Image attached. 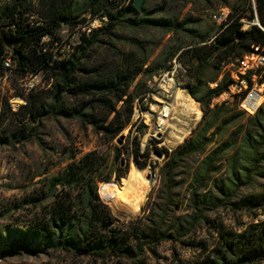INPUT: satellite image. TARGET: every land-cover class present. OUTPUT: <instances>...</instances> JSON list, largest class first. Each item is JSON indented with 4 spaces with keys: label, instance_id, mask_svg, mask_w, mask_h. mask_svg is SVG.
Listing matches in <instances>:
<instances>
[{
    "label": "rangeland",
    "instance_id": "374dc122",
    "mask_svg": "<svg viewBox=\"0 0 264 264\" xmlns=\"http://www.w3.org/2000/svg\"><path fill=\"white\" fill-rule=\"evenodd\" d=\"M53 1L0 0V13L6 7L22 3L18 10L24 11V17L37 21L43 19ZM132 1L128 0L124 9ZM82 4H77L76 9L83 8ZM234 7L239 9V14L250 15L251 9L256 14V0H145L146 23L119 24L116 36L105 37V43L93 46L89 57L82 60L87 68L95 66L116 50L134 53L137 61L142 62V72L129 84L122 101L109 97L115 111L93 103L91 97L72 94L63 95L60 109L54 110L58 82L51 71L40 73L36 90L30 92L18 72L0 66V264H197L207 258L215 259L216 250H225L226 232L240 234L252 224L264 223V208L247 210L235 205L251 195H264V164L252 184L241 185L234 196L223 198L219 184L214 185L230 177L228 159L234 153H238L241 173L247 163L248 153L238 149L240 138L252 129L250 118L258 111L253 115H238L241 110L237 98L213 100L212 107L228 104L230 113L225 119L230 116L234 119L225 125L222 134H208L213 142L202 153L182 158L171 173L172 186L168 184L172 154L192 138L204 114L200 103L188 93L195 87L190 88L199 63L197 55L222 32L223 23L216 21L214 15L222 9L233 13ZM68 15L63 12L58 20L63 21ZM91 15L88 9L72 18L87 19ZM162 20L188 21L186 30L190 32L177 33L156 22L149 23ZM242 23L245 31L253 25L261 27L256 16L254 20L244 18ZM191 31L208 35V41L201 42L197 33ZM175 61L181 62L183 69L177 77L174 95L164 99L158 95L157 83ZM235 61L224 62L220 69L210 65L197 96L207 88H216L221 79L230 76ZM150 70L156 72L151 74ZM89 75L81 72L77 77L86 80ZM213 78L217 81L209 82ZM31 94L37 107L34 116L31 108L23 107ZM158 100L172 105L165 126L159 130L154 127L162 108ZM83 104L88 107V115L96 116L97 125L67 114L68 109ZM129 109H132L130 123L120 134L114 137L113 132L104 130L110 125L113 130L123 125ZM231 140L239 141L236 149L218 156L212 164L211 179L197 185L194 176L202 161ZM88 155L97 160L94 167L97 192L93 203L98 205L102 216L112 217V230L125 239L128 244L125 247L132 251L129 258L110 253L79 254L52 246L37 248L34 243L20 241L24 240V232L37 222L50 223L54 218L59 222L60 216L69 215L80 234V229H85L86 188L80 189L65 176L70 166ZM205 195L213 197V201L197 209L195 198ZM97 223L95 220L94 225ZM158 231L167 238L160 235L157 238ZM17 241L23 244L14 243ZM253 264H264V259Z\"/></svg>",
    "mask_w": 264,
    "mask_h": 264
},
{
    "label": "trees",
    "instance_id": "16d2710c",
    "mask_svg": "<svg viewBox=\"0 0 264 264\" xmlns=\"http://www.w3.org/2000/svg\"><path fill=\"white\" fill-rule=\"evenodd\" d=\"M81 2H83L84 9L79 8L77 10L76 5ZM133 3L134 0L124 9V6L120 7V2L115 0H54L43 19L37 21L24 17V11L18 10L22 3L6 7L0 13V66L5 68L4 62L8 58H12L14 65L12 70L18 72L22 77L31 73L40 74L51 71L58 82L53 97L54 110L60 109L63 95L72 94L91 97L93 103L102 104L104 107L115 111L109 97L114 96L117 101H122L127 94L129 84L142 72V62L137 61L134 53H120L116 50L95 66L92 65L87 68L85 64H82V60L89 57L88 54L93 46L105 43V37L116 36L115 32L119 24L127 22L138 26L146 23L147 10L143 8L142 11H138ZM88 9L91 10L92 15L104 13L108 17L107 24L102 30L95 31L89 38L83 37L82 43L67 58L63 60L56 59L55 53L51 49L53 42L43 43V38L48 36L52 39L57 38L63 26L74 28L75 25L85 19L74 20L72 17L74 15L79 16V13L81 14ZM233 10L234 12L230 13L226 23L228 25L225 26L216 41L212 45H204L197 55L199 63L193 75V86L190 88L194 85L195 87L202 85L203 75L210 65L213 68L220 69L224 62L230 63L251 53L253 47H264V0H256V14L252 9L250 15L239 14V9L235 7ZM63 12L69 15L63 21H59L58 19L62 18ZM255 16L258 18L261 27L253 25L250 30H243L242 20L244 18L254 20ZM151 22H156L177 33L181 31L190 32V30H186L188 21L179 23L177 21L162 20L150 21L149 23ZM191 33L196 34L197 32L191 31ZM196 36L203 43H206L209 37L200 32ZM9 42H11L10 47H8ZM136 44L141 47L145 46L140 41H136ZM118 58L120 59L119 62L116 61ZM154 70L149 72L154 74L156 72ZM81 72L90 73L89 78L79 80L77 74H81ZM230 76L221 79L216 88H207L204 94L196 96V100L200 103L204 114L197 128L192 132V138L178 147L171 156V161L168 164V171L170 172L168 176L169 186H172L171 173L182 158L202 153L213 142L212 137H208V134L210 133L211 136L222 134L225 125L230 124L234 119V116L225 119L226 114L230 113L228 104L223 103L212 107L213 100L228 91L232 82ZM261 80L264 81V77ZM215 81H217L215 78L209 80V82ZM27 106L28 109L31 108L32 115H36L35 110L37 107L33 101V94L30 95L27 105H23V107ZM87 109L86 104H83L76 109H68L67 114L97 125L96 116L93 114L88 115L86 113ZM40 112H37L38 116L41 115ZM238 115L246 114L240 111ZM131 117L132 109H129L127 120L123 125L118 126L115 130L111 127L113 125H110L105 127L104 130L113 132L115 137L130 123ZM250 119L252 129L246 131L240 138V147L238 148L248 153V157H245L247 163L242 168L243 172L241 173L238 170V153H234L228 159L230 177L221 179L214 184L215 186L219 184L218 188L223 192V198L234 196L241 185L252 184L253 177L258 173L261 164H264V103L256 115ZM238 142L231 140L223 143L219 149L207 156L194 176L195 183L198 185L209 181L211 179L210 175L214 171L212 164L215 159L235 150ZM96 166L97 160L93 155H88L80 163L70 166L65 176L67 181L74 182L80 189L86 188L87 196L85 198L88 201L85 211L87 212V219L84 221L85 229H80L81 234L77 229V224L75 222L73 224L71 218L67 215L68 217L60 216V223L55 218L50 223L37 222L31 228H28L27 232H24V240L20 239V241L26 242L24 244L34 243L37 248L52 246L79 254L87 253L102 256L105 253H110L129 258L132 251L130 248L125 247L128 245L125 239L120 237L118 232L112 230V217L110 215L102 216L98 205L93 203L96 200L97 192L95 181L98 177H94L96 172L94 167ZM212 201L213 197L211 199L209 195H205L201 199L195 198L194 204L197 209H203L208 202ZM220 201L224 203L222 199ZM235 205L238 208L247 210H252L257 206V209H263L264 195H251L239 200ZM95 220L98 225H94ZM78 226L80 227L79 224ZM159 235L161 238H167L160 231H158L157 238ZM20 241L14 243L23 244ZM223 243L225 250H216L215 259L207 258L197 264H253L258 259H264V223L252 224L240 234L226 232Z\"/></svg>",
    "mask_w": 264,
    "mask_h": 264
},
{
    "label": "built area",
    "instance_id": "2783aa9c",
    "mask_svg": "<svg viewBox=\"0 0 264 264\" xmlns=\"http://www.w3.org/2000/svg\"><path fill=\"white\" fill-rule=\"evenodd\" d=\"M120 2V7L125 6L128 0H115ZM230 15L228 9H222L218 14L214 15V19L219 23H223L222 30L227 26ZM108 17L104 13H98L89 16L81 23L70 28L63 26L59 36L52 39L50 36L43 38V43L53 42L51 49L55 53V58L63 60L67 58L75 48L82 43L83 37L89 38L95 31H100L107 24ZM68 32H67V31ZM68 35L66 36V34ZM45 51V50H44ZM4 67L12 70L13 59L8 58L4 62ZM234 69L231 71L232 82L221 98L234 97L239 101V108L245 114L253 115L264 103V82H259V78L264 75V48L260 46L253 47V51L244 55L242 58L236 59ZM183 69L181 62H174V65L168 67L163 72L157 83L159 96L164 99L173 96L174 89L177 88V77ZM40 74H28L23 76L27 91H35L37 88L38 77ZM158 79H156L157 82ZM259 98H262L259 102ZM159 106L162 108L159 116L154 123V127L162 129L168 120L172 105L168 102L160 101Z\"/></svg>",
    "mask_w": 264,
    "mask_h": 264
},
{
    "label": "water",
    "instance_id": "95a60500",
    "mask_svg": "<svg viewBox=\"0 0 264 264\" xmlns=\"http://www.w3.org/2000/svg\"><path fill=\"white\" fill-rule=\"evenodd\" d=\"M144 1L145 0H134V7L138 10V11H142L143 10V5H144ZM11 46V42L8 43V47ZM198 91H199V85H197L192 91H189V96L196 100V96L198 94Z\"/></svg>",
    "mask_w": 264,
    "mask_h": 264
}]
</instances>
